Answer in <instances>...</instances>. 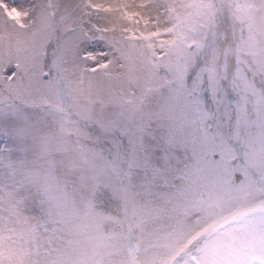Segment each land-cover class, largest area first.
<instances>
[{
	"label": "snow or ice",
	"instance_id": "obj_1",
	"mask_svg": "<svg viewBox=\"0 0 264 264\" xmlns=\"http://www.w3.org/2000/svg\"><path fill=\"white\" fill-rule=\"evenodd\" d=\"M0 264H264V0H0Z\"/></svg>",
	"mask_w": 264,
	"mask_h": 264
}]
</instances>
